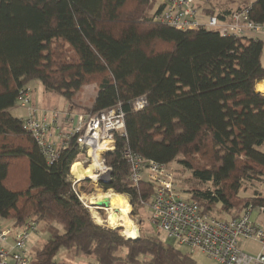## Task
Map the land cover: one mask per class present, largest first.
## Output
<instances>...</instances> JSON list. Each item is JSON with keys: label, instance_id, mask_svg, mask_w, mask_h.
Wrapping results in <instances>:
<instances>
[{"label": "trees", "instance_id": "trees-1", "mask_svg": "<svg viewBox=\"0 0 264 264\" xmlns=\"http://www.w3.org/2000/svg\"><path fill=\"white\" fill-rule=\"evenodd\" d=\"M248 7L249 18L264 23V0ZM153 10L149 0H0V218L14 227L34 221L35 232L40 226L47 233L30 251L35 264H64L55 260L61 248L94 256L92 264L197 263L156 236L127 238L121 225L94 220L69 176L85 153L77 135L48 162L23 119L9 111L33 80L63 96L70 111L93 82L97 93L85 112L120 104L125 135L116 133L114 149L103 154L109 174L97 186L125 194L134 214L153 188L129 181L125 149L189 170L184 192L206 214L236 217L241 208L264 207L258 191L241 195L264 182V152L257 149L264 143L263 41L176 29L155 22ZM141 96L145 104L136 109ZM85 183L94 185L81 180L78 192H90Z\"/></svg>", "mask_w": 264, "mask_h": 264}, {"label": "built area", "instance_id": "built-area-1", "mask_svg": "<svg viewBox=\"0 0 264 264\" xmlns=\"http://www.w3.org/2000/svg\"><path fill=\"white\" fill-rule=\"evenodd\" d=\"M149 1L154 6L153 20L176 29L203 27L214 30L221 36L231 37L264 34V23L249 18V5L233 9L221 17L218 13L201 14L194 5V0ZM29 93L28 89L19 98L20 105L28 109V115L23 118V126L32 134L48 162H51L57 156L58 145L51 139L50 129L57 119L53 112L38 117L36 109L31 106ZM144 104L143 96L133 102L136 109L142 108ZM64 120L69 124V129L62 133L61 144L77 135V145L85 152L86 157L76 162L83 168L91 167L92 171L102 169L108 176L109 169L104 165L102 156L114 149L116 133L125 135L124 112L120 104L96 113L65 112ZM122 157L129 165V181L133 185L145 181L153 188L147 206L150 222L155 229L163 231L178 246L190 252L203 253L214 264H264V225L250 218L255 208L247 206L242 214L230 218L206 214L196 201L182 195L169 163L145 158L130 149H125ZM84 163H87L86 167ZM72 164L69 170L72 188L81 202L89 208L86 194L78 192L76 186L83 179L73 175ZM140 203L146 202L141 200ZM257 211L264 216L263 206L257 208ZM36 228L37 223L34 221L14 227L5 224L0 218V264H35L26 244ZM246 239L257 242L261 246L260 251L250 254L241 249L239 241Z\"/></svg>", "mask_w": 264, "mask_h": 264}, {"label": "rangeland", "instance_id": "rangeland-1", "mask_svg": "<svg viewBox=\"0 0 264 264\" xmlns=\"http://www.w3.org/2000/svg\"><path fill=\"white\" fill-rule=\"evenodd\" d=\"M251 1L252 0H194V5L197 7L198 11H201L202 8H205V7H210V8L214 7L217 9L221 6L243 7V6L249 5ZM253 37L259 38L263 41L260 61H261V64L264 66V34H255L253 35ZM260 84L261 83H259V87H261ZM33 86L35 87V90H37V92H35L34 89H32L33 92L37 94V96H39V98L37 99V103L35 102L36 106L34 108L38 110L37 108L39 106V110L43 108L44 111L46 112H53L57 119L56 126L61 128L64 131H67L69 129V124L64 121V115H65V112L70 109L69 108L70 105L68 101L63 96L57 93L46 92V91L41 90L42 89L41 84L36 80H33L30 82L29 84L30 89L33 88ZM32 90L30 91L32 92ZM96 93H97V89H96V84L94 82L83 85L81 90L77 94V96L72 101L74 103V106H72L73 112L81 113V112H84L86 108H89L96 96ZM9 111L12 115L17 116V117L24 116V114L25 115L27 114V110L24 109L20 105V103L19 105L11 108ZM44 111H41L40 113ZM257 149L264 152V143L258 146ZM85 157L86 155L84 154L76 158V160L72 164V167L76 163H78L81 166V164L76 161L83 160L85 159ZM86 165L87 163H84L85 167ZM169 165L174 170V173L176 176V182H177V185L180 191L182 192V195L187 197L186 193L184 192V189L188 188L191 184L190 171L183 168L176 161L169 163ZM72 167H71V171H72ZM86 168H89L91 170V167H86ZM92 172H94V174H97V177L94 180H92L94 185L88 186V184L85 183V185L88 187L87 189L90 190V192L86 194V197H87V204L89 205V210L92 214V217L98 224L107 225L112 228L122 226L120 230V233L122 234L124 225L120 218V215L118 214L117 209L114 208V206H112L113 200H111L113 196L119 195L120 197L125 199L129 205L130 210L127 216L135 224L136 228L138 229V233H139L138 236L142 234L156 236L162 242L172 244L176 248L181 250L182 252L189 253V255H191V257L196 261L197 264H214V262L211 259H209L206 255H204L203 253L199 251L190 252L186 248L178 246L173 240L168 238L167 235L163 231H159L155 229V227L150 222V211L147 206V203L142 204L138 208L137 213L134 214L132 212L133 206L130 204L129 199L125 194H118V193L113 192L110 189L104 191L100 187H98L97 186L98 181L104 180L107 176V173H105L104 170L97 169ZM86 179L87 178L83 180H86ZM254 190L264 195V182L254 183L253 186L247 185L246 188L241 191V195L243 196L251 195ZM103 199L108 200V207H103V208L98 209L91 205V203L95 202V200H103ZM243 212H244V209L241 208L235 213L242 214ZM114 214H116L115 217H114ZM219 217L220 218H230V215L223 213V214H220ZM250 218L251 220H257L262 225H264V216L259 215L257 209L253 210ZM4 223L7 224L8 221L4 220ZM117 225H121V226H117ZM46 237H47V233L42 232L41 227L39 226V229L37 232H33L30 234L29 241L26 244L27 250L32 251L34 247L41 246L42 242L46 239ZM239 246L245 252H248L250 254H256L261 249V246L257 242L250 240V239L239 241ZM55 260L58 263H64V264H92L96 262L94 256L92 255H82V254L76 255V254H73L72 251H69L65 248H61L57 252L55 256ZM116 264H125V263L120 261Z\"/></svg>", "mask_w": 264, "mask_h": 264}, {"label": "bare ground", "instance_id": "bare-ground-1", "mask_svg": "<svg viewBox=\"0 0 264 264\" xmlns=\"http://www.w3.org/2000/svg\"><path fill=\"white\" fill-rule=\"evenodd\" d=\"M260 86L263 89L261 87H259V84H258V89L264 90V82H262L260 84ZM95 164L97 166H99L98 162H96ZM71 172L78 179H83V178L94 179L95 178L94 172H92L89 168H83V167H81L78 163H76V164L73 165ZM111 200H113L112 206H114V208L117 209L118 214L120 215V218H121V220L123 222V225H124V227H123L124 229L122 231V234L125 237H131V238L138 237V234H139L138 233V229L136 228L135 224L127 216V214L129 213L130 208H129V205L126 202V200L123 199L122 197H120L119 195L113 196L111 198ZM115 215L116 214H114V217H115Z\"/></svg>", "mask_w": 264, "mask_h": 264}, {"label": "crops", "instance_id": "crops-1", "mask_svg": "<svg viewBox=\"0 0 264 264\" xmlns=\"http://www.w3.org/2000/svg\"><path fill=\"white\" fill-rule=\"evenodd\" d=\"M237 8H240V6H238V7H231V6H221V7H219L218 9L217 8H214V7H212V8H210V7H205V8H202V10L201 11H199L201 14H203V15H206V14H210V13H216L217 11H220V10H233V9H237ZM260 83H262V82H260ZM42 88V87H41ZM262 88V87H261ZM32 89H34V91L35 92H37V90H35V87L33 86V88H31L30 90H32ZM263 89V88H262ZM41 90H43V89H41ZM44 91V90H43ZM42 95H43V93H42ZM41 95V96H42ZM29 96H30V102H31V106L32 107H35L36 105H35V102L37 103V99L39 98V96H37V94H35L34 92H33V90H32V92L30 91V93H29ZM24 109H26L27 110V114H28V109L26 108V107H23ZM38 110H39V106H38V108H37ZM38 110H36V115L38 116V117H42L43 115H47V114H49L50 112H46V111H44V109L43 108H41L40 110H39V112H38ZM41 111H44V112H42V113H40ZM70 110H67L66 112H69ZM70 112H73V110L72 111H70ZM26 113V112H25ZM27 114L25 115L24 114V116H18L19 118H24L25 116H27ZM17 117V116H16ZM65 121V120H64ZM56 124H57V121H56V123L55 124H53L52 126H51V129H50V137H51V139L57 144V145H59L60 143H61V137H62V133H64L65 131L64 130H62L61 128H59V127H57L56 126Z\"/></svg>", "mask_w": 264, "mask_h": 264}, {"label": "water", "instance_id": "water-1", "mask_svg": "<svg viewBox=\"0 0 264 264\" xmlns=\"http://www.w3.org/2000/svg\"><path fill=\"white\" fill-rule=\"evenodd\" d=\"M83 179H85V178H83ZM87 179H90V178H87ZM91 205L98 208V209L103 208V207H108V200L107 199L95 200V202L91 203ZM127 238H131V237H127Z\"/></svg>", "mask_w": 264, "mask_h": 264}]
</instances>
